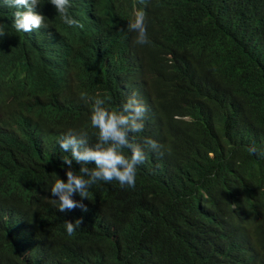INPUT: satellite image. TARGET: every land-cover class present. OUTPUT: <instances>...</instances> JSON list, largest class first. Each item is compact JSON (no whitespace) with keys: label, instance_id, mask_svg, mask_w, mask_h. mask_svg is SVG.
Returning a JSON list of instances; mask_svg holds the SVG:
<instances>
[{"label":"trees","instance_id":"16d2710c","mask_svg":"<svg viewBox=\"0 0 264 264\" xmlns=\"http://www.w3.org/2000/svg\"><path fill=\"white\" fill-rule=\"evenodd\" d=\"M92 2L70 3L82 28L42 7L53 38L88 40L83 50L47 48L73 60V83L47 69L41 33H17L0 0V76L22 90L11 108L0 104V264H264V159L249 152L264 151V0ZM135 7L146 14L142 45L127 29ZM144 83L160 107L132 135L160 148L146 150L136 187L98 181L87 212H60L50 189L67 180L62 157H71L58 141L71 129L94 143V99L118 111L119 86ZM81 217L69 236L66 221Z\"/></svg>","mask_w":264,"mask_h":264},{"label":"clouds","instance_id":"9594fccd","mask_svg":"<svg viewBox=\"0 0 264 264\" xmlns=\"http://www.w3.org/2000/svg\"><path fill=\"white\" fill-rule=\"evenodd\" d=\"M73 1L3 0L6 6L14 8L11 10V22L17 33L28 37L41 33L37 54L39 59L47 58V69L59 73H61V69H65L69 72L72 82L77 83L80 79L76 75L73 60L66 56L51 55L47 48L50 45L58 49L83 50L88 40L83 35H71L61 39L53 38L48 31H45L47 28L46 15L42 9L43 5L47 4L51 7L54 15L62 18L66 25L82 28L83 24L71 17L68 12L70 3ZM137 1L148 5L155 0ZM96 2L97 0H93L91 5ZM135 9L137 11L134 14V20L128 23L127 29L136 33L135 43L142 45L148 42L146 14L138 7ZM157 29L168 33L167 28ZM5 36H7L6 30L3 25H0V37ZM79 39L81 41L77 42ZM65 42L72 45H64ZM168 60H171L170 65L175 64L174 56L169 55ZM19 62V64H23L24 59L19 58ZM110 89L111 87H108V95L111 97ZM119 94L121 95L119 103L122 108L118 111L106 107L105 100L99 97L94 99L90 115L91 127L97 130L94 143L90 142L86 131L77 132L71 129L58 141L60 149L69 153L71 157H62L63 165H67V180L56 179L50 189L51 196L58 197L54 201H58L60 212L77 208L87 212L88 206L84 201L89 200V189L98 181H118L122 188H135L137 166L145 161L146 150L158 151L160 148V145L151 138H145L144 143L140 144L135 141V137L132 135L143 130L147 110L159 111L160 101L153 90V85L144 83L138 89L120 85ZM17 96H22V90L17 84L0 76V104L10 107ZM249 152L264 159V151L258 150L255 146L250 147ZM73 160L82 165L79 168V174L73 167ZM93 163L94 167L87 166ZM77 194L80 197L79 200L74 199V195ZM82 220L83 217L77 219L75 223L66 221V231L69 236L73 235L76 229L81 226Z\"/></svg>","mask_w":264,"mask_h":264}]
</instances>
